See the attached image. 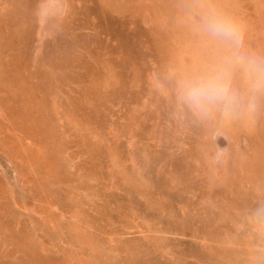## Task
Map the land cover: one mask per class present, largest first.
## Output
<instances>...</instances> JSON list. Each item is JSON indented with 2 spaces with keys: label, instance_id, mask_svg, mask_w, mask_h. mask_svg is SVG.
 I'll use <instances>...</instances> for the list:
<instances>
[{
  "label": "rangeland",
  "instance_id": "374dc122",
  "mask_svg": "<svg viewBox=\"0 0 264 264\" xmlns=\"http://www.w3.org/2000/svg\"><path fill=\"white\" fill-rule=\"evenodd\" d=\"M219 3L264 56V0ZM190 7L0 0V264H264V100L216 138L180 108Z\"/></svg>",
  "mask_w": 264,
  "mask_h": 264
},
{
  "label": "clouds",
  "instance_id": "9594fccd",
  "mask_svg": "<svg viewBox=\"0 0 264 264\" xmlns=\"http://www.w3.org/2000/svg\"><path fill=\"white\" fill-rule=\"evenodd\" d=\"M189 13L212 48L174 74L178 105L197 121L214 125V138L233 125L254 130L264 100V56L245 51L243 23L219 0H191ZM227 151L218 149L217 156ZM249 218L264 236V202L250 210Z\"/></svg>",
  "mask_w": 264,
  "mask_h": 264
}]
</instances>
